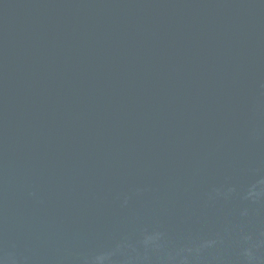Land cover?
<instances>
[{
	"label": "water",
	"instance_id": "95a60500",
	"mask_svg": "<svg viewBox=\"0 0 264 264\" xmlns=\"http://www.w3.org/2000/svg\"><path fill=\"white\" fill-rule=\"evenodd\" d=\"M0 264H264V0H0Z\"/></svg>",
	"mask_w": 264,
	"mask_h": 264
}]
</instances>
